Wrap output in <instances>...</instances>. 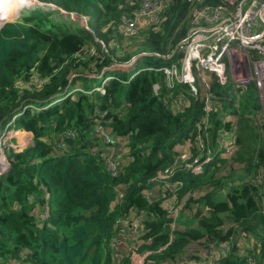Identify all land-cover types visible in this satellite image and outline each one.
<instances>
[{
	"label": "trees",
	"instance_id": "16d2710c",
	"mask_svg": "<svg viewBox=\"0 0 264 264\" xmlns=\"http://www.w3.org/2000/svg\"><path fill=\"white\" fill-rule=\"evenodd\" d=\"M37 1L57 9L0 26V133L33 137L0 142V264H264L259 94L208 72L195 93L179 75L193 14L224 0H163L134 37L117 23L160 0Z\"/></svg>",
	"mask_w": 264,
	"mask_h": 264
},
{
	"label": "built area",
	"instance_id": "2783aa9c",
	"mask_svg": "<svg viewBox=\"0 0 264 264\" xmlns=\"http://www.w3.org/2000/svg\"><path fill=\"white\" fill-rule=\"evenodd\" d=\"M162 4L163 0L147 2L138 14L155 20ZM193 18L187 36L177 46V52L183 55L182 72L179 74L182 81L195 93L196 76H204L206 72L213 74L223 86L230 83L254 84L264 117V0H224L219 6L199 9ZM175 66L165 68V73L177 74ZM215 105L208 98L205 112L209 115ZM103 135L108 142L111 141L106 132L103 131ZM0 136L4 137L3 132ZM0 142L2 144V138ZM231 145L232 140H228L221 144L219 151L227 155ZM2 151L0 147V174L7 167ZM196 169L199 170V166ZM162 175L159 174L157 179L167 178V175ZM159 183L157 185L162 184V188L170 185L169 181Z\"/></svg>",
	"mask_w": 264,
	"mask_h": 264
},
{
	"label": "rangeland",
	"instance_id": "374dc122",
	"mask_svg": "<svg viewBox=\"0 0 264 264\" xmlns=\"http://www.w3.org/2000/svg\"><path fill=\"white\" fill-rule=\"evenodd\" d=\"M14 6H15L14 4L13 5L11 4L8 6H2L0 8V26H3L5 23L10 22V21L19 20L18 18H20L22 16L23 9L22 10L16 9ZM44 6H45V8H49V9L54 8L55 9L54 6L53 7L48 6V5L47 6L44 5ZM59 14L64 15L65 17H71V18L73 17L72 19H74L77 23H79L82 26L87 27V21H86L87 19L86 18H80V17H77L73 14H69L66 12H59ZM147 21H148V19L145 18V16H141V15L137 14L134 17L125 18L121 23L118 22L117 24L119 25L118 27L124 29L125 34L128 37H134L138 30H144L147 27ZM137 49H138V47H137ZM137 49L130 47V48L126 49L125 52L132 53L133 55H137V56H140V55L142 56L144 53H139L140 50L137 51ZM131 64H133V63L130 62L127 64L118 65V66L127 67ZM110 78H111V76L104 78L103 80H101V84H105ZM95 81H96V84H98L97 89H102V85H100V83H99L100 80L96 79ZM76 90H79V89H76ZM3 134H4V137L0 136V138H2V146L3 147H8V148L13 147L14 149L19 151V150L25 149L28 146L33 145L32 134L30 132L22 130V128L19 126L11 128L7 132L3 131ZM13 138L15 140L11 141ZM186 148H187L186 145H180L177 152L181 153L182 156L184 157V155H186V153L188 152V150H186ZM162 176L164 177V175H162ZM182 222H184V221H182ZM198 246H201V245H198ZM143 256L144 255L138 256V257L134 256L133 257V264H143V262H144V258H142Z\"/></svg>",
	"mask_w": 264,
	"mask_h": 264
},
{
	"label": "bare ground",
	"instance_id": "6f19581e",
	"mask_svg": "<svg viewBox=\"0 0 264 264\" xmlns=\"http://www.w3.org/2000/svg\"><path fill=\"white\" fill-rule=\"evenodd\" d=\"M15 5L16 9H22L26 7H44L43 5H37L36 0H0V8L2 6ZM52 6V5H49ZM49 9V8H48ZM165 179V178H163Z\"/></svg>",
	"mask_w": 264,
	"mask_h": 264
},
{
	"label": "clouds",
	"instance_id": "9594fccd",
	"mask_svg": "<svg viewBox=\"0 0 264 264\" xmlns=\"http://www.w3.org/2000/svg\"><path fill=\"white\" fill-rule=\"evenodd\" d=\"M36 4H37V5H40V4H38L37 2H36ZM44 5H46V6L48 5V6H49V5H52V4H45V3H44L43 6H44ZM52 6H54V5H52ZM54 7H55V6H54ZM22 9H23V10H25V9H42V10H47V11H56L57 8L55 7V9H54V8H50V9H48V8H45V6H44V7L41 6V7H26V8H22ZM22 9H21V10H22ZM134 62H135V59L132 61V63H134ZM178 146H179V145H178ZM178 146H176V147H178ZM215 158H216V157H211L210 160H208V161H204L203 163L199 164V165H198L199 168L201 169V168L203 167L204 163H208V162H212V161H214ZM207 159H208V158H207ZM207 159H206V160H207ZM209 164H210V163H209Z\"/></svg>",
	"mask_w": 264,
	"mask_h": 264
},
{
	"label": "water",
	"instance_id": "95a60500",
	"mask_svg": "<svg viewBox=\"0 0 264 264\" xmlns=\"http://www.w3.org/2000/svg\"><path fill=\"white\" fill-rule=\"evenodd\" d=\"M36 2H37L38 4H40V5H43V4H44V3L40 2V1H37V0H36Z\"/></svg>",
	"mask_w": 264,
	"mask_h": 264
}]
</instances>
